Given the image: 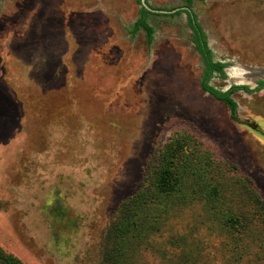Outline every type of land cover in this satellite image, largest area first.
<instances>
[{"label":"rangeland","instance_id":"1","mask_svg":"<svg viewBox=\"0 0 264 264\" xmlns=\"http://www.w3.org/2000/svg\"><path fill=\"white\" fill-rule=\"evenodd\" d=\"M146 3L151 41L133 30L142 0H0V248L24 264H101L120 206L180 134L264 199V90L234 92V118L202 90L186 1ZM191 10L214 61L228 64L212 87L264 81L254 75L264 71V0H193ZM228 242L197 205L177 209L135 259L229 264ZM254 250L247 264H264Z\"/></svg>","mask_w":264,"mask_h":264},{"label":"trees","instance_id":"2","mask_svg":"<svg viewBox=\"0 0 264 264\" xmlns=\"http://www.w3.org/2000/svg\"><path fill=\"white\" fill-rule=\"evenodd\" d=\"M184 1L187 4L184 12L188 14L194 32L192 41L196 43L207 67L202 90L225 104L235 115L237 104L231 94L239 90L249 93L259 91L264 88V81L256 90L234 86L224 93L213 88L210 85L213 74L217 72L225 77L223 70L228 65L214 62L206 42L207 36L191 10L193 0ZM140 15L133 30L144 29L151 41L154 30L147 21L148 10L142 8ZM212 154L204 143L188 133L164 144L150 166L145 184L122 203L116 220L108 227L102 244L101 264H140L135 259L139 247L160 233L164 222L177 209L197 205L229 240L224 244L229 264H247L255 252L254 248L264 252V199L247 177L236 168H229L226 163L224 167L215 163ZM231 170L236 171L235 175H228ZM251 238H257L258 245L252 246L249 243ZM0 264L24 263L0 248Z\"/></svg>","mask_w":264,"mask_h":264},{"label":"flooded vegetation","instance_id":"3","mask_svg":"<svg viewBox=\"0 0 264 264\" xmlns=\"http://www.w3.org/2000/svg\"><path fill=\"white\" fill-rule=\"evenodd\" d=\"M203 32L206 34V32L203 30ZM206 36H207V34H206ZM193 38H194V33H193ZM193 42V41H192ZM206 42H207V44H208V47H209V49L211 50V48H210V46H209V43H208V37H207V39H206ZM193 44H194V46H195V48H196V50H197V52L199 53V55L201 56V58H202V61H203V63H204V66H205V71L207 70V67H206V64H205V61H204V59H203V57H202V55H201V53H200V51H199V49H198V47H197V45H196V43H194L193 42ZM212 51V50H211ZM212 54H213V52H212ZM213 60H214V56H213ZM215 63H222V64H226V63H223V62H217V61H214ZM228 65V64H227ZM227 68V67H226ZM226 68H224V72H225V74H226ZM215 74H218V75H220L219 73H217V72H215L214 74H213V77H214V75ZM204 75H205V73H204ZM221 76V75H220ZM229 76H230V73H229ZM222 77V76H221ZM204 78V77H203ZM261 82V81H260ZM260 82H258V83H256V85H251V84H242V85H240V84H238V85H235V86H246V87H249L250 88V90H256L258 87H259V83ZM252 86V87H251ZM232 87H234V86H232ZM231 87V88H232ZM214 88V87H213ZM230 88V89H231ZM217 90V89H216ZM262 90H264V88L263 89H261V90H259V91H255V92H260V91H262ZM219 91V90H218ZM229 91V90H228ZM228 91H226V92H228ZM239 91H243V92H245V93H249V92H247V91H245V90H239ZM205 92V91H204ZM235 92H237V91H235ZM255 92H252V93H255ZM207 93V92H206ZM225 93V92H224ZM234 93V92H233ZM232 93V94H233ZM209 94V93H208ZM232 94H231V98H232ZM213 97V96H212ZM216 99V98H215ZM233 99V98H232ZM234 100V99H233ZM234 102L236 103V101L234 100ZM222 103V102H221ZM237 104V103H236ZM225 105V104H224ZM226 106V105H225ZM227 107V106H226ZM228 108V107H227ZM229 109V108H228ZM238 109H239V107H238V104H237V111H236V114L234 115L233 113H232V111L229 109V111L231 112V114H232V116L234 117V118H236L237 117V114H238Z\"/></svg>","mask_w":264,"mask_h":264},{"label":"water","instance_id":"4","mask_svg":"<svg viewBox=\"0 0 264 264\" xmlns=\"http://www.w3.org/2000/svg\"><path fill=\"white\" fill-rule=\"evenodd\" d=\"M142 3H143V6H144V8H146V9H149V7H148V5H147V3H146V0H142ZM264 71H258V72H255L254 73V75H259V76H264V75H262L261 73H263ZM246 73V72H245ZM243 74V73H242ZM247 75H248V73H246ZM230 77H232V75L230 74ZM252 77H253V75H252ZM233 78V77H232ZM253 80V79H252ZM252 83H253V85H256V81L254 80V81H252ZM237 84H240V85H242V84H245V83H240V82H237Z\"/></svg>","mask_w":264,"mask_h":264},{"label":"bare ground","instance_id":"5","mask_svg":"<svg viewBox=\"0 0 264 264\" xmlns=\"http://www.w3.org/2000/svg\"><path fill=\"white\" fill-rule=\"evenodd\" d=\"M262 75H264V72L262 73ZM248 75L245 73L244 77H247Z\"/></svg>","mask_w":264,"mask_h":264}]
</instances>
